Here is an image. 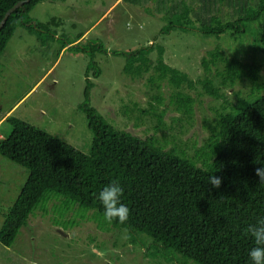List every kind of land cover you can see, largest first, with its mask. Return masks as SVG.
Listing matches in <instances>:
<instances>
[{"label": "trees", "instance_id": "obj_1", "mask_svg": "<svg viewBox=\"0 0 264 264\" xmlns=\"http://www.w3.org/2000/svg\"><path fill=\"white\" fill-rule=\"evenodd\" d=\"M19 1L24 0H0V22ZM46 1L30 0L8 17L0 30V55L19 27L42 36L47 25L35 22L29 13ZM122 2L137 7L153 3V8L144 10L161 15L165 22L161 35L178 29L215 37L229 33L237 38L246 33L247 24L260 21V33L251 47L264 50V0ZM153 52L155 63L150 59ZM164 54L165 49L154 43L130 53H114L126 57V74L140 77L153 71L155 76H148L152 87L160 89L159 83L166 82L173 88L170 105L180 114L173 119L174 125L167 127L165 110L157 111L160 96L152 97L157 106L149 104L150 111L139 110L155 119L152 129L161 133L160 138L135 136L108 123L90 106L93 85L87 72L80 107L92 134L87 153L11 115L3 120L1 125H9L10 131L0 139V156L26 168L28 175L4 215L0 245L13 244L40 204L62 197L84 212L94 211L114 227L146 236L186 263L264 264V91L250 101L237 98L232 102L220 89L243 81L255 84L262 65L227 56L216 48L201 59L205 78L193 81L167 65ZM99 74L97 70L93 75ZM213 78L219 80V87ZM196 86H201L203 95L222 103L218 109L210 108L213 115L204 119L210 134L195 156L188 157L176 135L167 131L181 129L183 118H191L194 99L181 89ZM127 109L124 115L129 116Z\"/></svg>", "mask_w": 264, "mask_h": 264}, {"label": "rangeland", "instance_id": "obj_2", "mask_svg": "<svg viewBox=\"0 0 264 264\" xmlns=\"http://www.w3.org/2000/svg\"><path fill=\"white\" fill-rule=\"evenodd\" d=\"M153 7V3L137 7L122 0H49L36 5L29 17L47 25L42 36L19 27L0 55V139L10 131L9 125L1 123L11 115L87 153L92 134L80 108L87 86L86 72L93 85L90 106L108 123L135 136L160 138L161 133L152 129L155 119L139 110L150 111L149 104L157 106L152 97L160 96L162 103L157 111L165 110L163 123L167 127L174 125L173 119L180 114L170 105L173 88L166 82L159 83L160 89L152 87L148 76H155L153 71L140 77L126 74V57L114 55L152 43L165 49L167 65L193 81L205 78L201 59L216 48L227 56L259 63L262 70L255 84L243 81L234 88L220 89L232 102L237 98L250 101L264 91V50L251 47L260 33V21L247 24L246 33L237 38L229 33L215 37L178 29L161 35L165 25L161 15L144 10ZM150 59L155 63L154 52ZM97 70L100 74L96 77L93 74ZM213 80L219 87V80ZM181 90L194 99L192 116L183 118L181 129L167 133L176 135L186 155L194 157L210 134L204 119L212 116L210 108L218 109L222 101L203 95L201 86ZM127 107L129 116L124 115ZM137 116L142 119L134 120ZM27 175L26 168L0 156V229ZM0 264L192 263L182 261L146 236L130 234L101 220L94 211L84 212L56 197L37 207L10 247L0 245Z\"/></svg>", "mask_w": 264, "mask_h": 264}, {"label": "water", "instance_id": "obj_3", "mask_svg": "<svg viewBox=\"0 0 264 264\" xmlns=\"http://www.w3.org/2000/svg\"><path fill=\"white\" fill-rule=\"evenodd\" d=\"M30 0H24V1H19L18 3H16L13 7H11L4 15L3 19L0 22V30L3 27V25L5 24L6 20L8 19V17L15 12L16 10L22 8L25 4L29 3Z\"/></svg>", "mask_w": 264, "mask_h": 264}, {"label": "crops", "instance_id": "obj_4", "mask_svg": "<svg viewBox=\"0 0 264 264\" xmlns=\"http://www.w3.org/2000/svg\"><path fill=\"white\" fill-rule=\"evenodd\" d=\"M77 41H79V40H76V41H74L72 44H76V43H77Z\"/></svg>", "mask_w": 264, "mask_h": 264}]
</instances>
